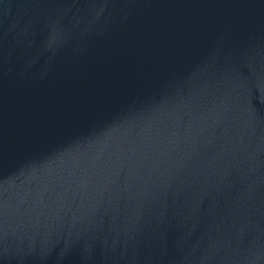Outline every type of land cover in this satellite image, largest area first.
<instances>
[{"label": "water", "instance_id": "1", "mask_svg": "<svg viewBox=\"0 0 264 264\" xmlns=\"http://www.w3.org/2000/svg\"><path fill=\"white\" fill-rule=\"evenodd\" d=\"M0 264H264V0H0Z\"/></svg>", "mask_w": 264, "mask_h": 264}]
</instances>
